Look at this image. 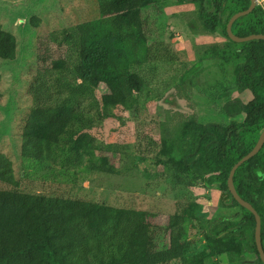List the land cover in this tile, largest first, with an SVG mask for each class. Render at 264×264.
I'll return each mask as SVG.
<instances>
[{"label":"trees","instance_id":"obj_1","mask_svg":"<svg viewBox=\"0 0 264 264\" xmlns=\"http://www.w3.org/2000/svg\"><path fill=\"white\" fill-rule=\"evenodd\" d=\"M96 1L97 19L41 32L34 40V64L26 79L30 105L18 130L19 157L106 172L109 158L101 155L104 148L97 139L106 121L123 124L118 112L128 111L135 122L134 147L156 177L187 190L197 182L214 185L224 194L219 208L239 209L240 218L232 219L236 213L208 218L200 203L186 200L175 217L197 222L202 233L197 242L203 246L195 251L184 228L173 231L169 223L157 222L156 214L29 193L12 161L0 153V264H205L221 255L238 264H250L244 258L253 255L254 264H263L254 216L227 189L232 166L252 150L264 129V41L235 43L226 33L228 20L247 10L250 1L174 0L195 4L201 27L225 38L222 46L198 49L195 66L205 60L219 61L221 68L231 64V90L251 95L243 103L227 90L216 92L214 99H223L221 121L189 117L174 125L169 116L166 122L138 114L140 101L152 95L150 83L172 62L171 56H160L165 43L150 38L142 10L170 0ZM28 23L31 28L38 24L32 17ZM231 31L238 37L264 35L263 7L256 4L236 19ZM18 46L19 38L0 22V65L17 59ZM171 100L165 96L163 102L171 108ZM240 115L242 120H236ZM233 185L260 217L264 251V144L236 169Z\"/></svg>","mask_w":264,"mask_h":264},{"label":"rangeland","instance_id":"obj_2","mask_svg":"<svg viewBox=\"0 0 264 264\" xmlns=\"http://www.w3.org/2000/svg\"><path fill=\"white\" fill-rule=\"evenodd\" d=\"M174 2L162 1L142 10L150 38L165 43V51L160 56L163 60L171 56L172 62L150 83L152 95L147 101H140L138 114L166 122L169 116L171 125L189 117L198 122L221 121L223 99H214L216 92L227 90L231 98L243 103H247L251 95L231 90L234 80L231 64L221 68L219 61L205 60L200 67L195 66L199 50L211 45L222 46L225 38L201 27L195 4ZM30 17L38 23L35 28L28 23ZM98 17L96 0H0V22L19 38L17 59L0 65V153L12 161L15 173L22 178V188L29 193L63 196L156 214V221L169 223L173 231L184 228L187 238L196 244L195 251H199L203 246L197 242L202 237L199 226L197 222L191 225L186 220L177 219L178 206L184 205L188 199L196 200L208 218L231 217L236 213L238 215L232 219L238 220L240 211L219 208L224 194L215 187H204L197 182L187 190L156 177L152 167L140 159L134 147L135 122L130 112H118L123 124L113 118L106 121L97 139L104 148L101 155L109 158L106 172L91 171L88 167L36 163L18 155V130L30 105L26 79L34 64L35 38L41 32L60 31ZM191 67L192 72L183 77ZM180 81L184 85H180ZM165 96L176 99L170 102L173 107L169 108L163 102ZM242 118L240 115L236 120ZM254 260L253 255L244 258L250 264H254ZM205 264L238 263L221 255L206 260Z\"/></svg>","mask_w":264,"mask_h":264},{"label":"water","instance_id":"obj_3","mask_svg":"<svg viewBox=\"0 0 264 264\" xmlns=\"http://www.w3.org/2000/svg\"><path fill=\"white\" fill-rule=\"evenodd\" d=\"M249 1H250V5H249L248 9L245 11L235 13L228 20V22L226 24V33H227L228 37L230 38V40L235 42V43H244V42H248V41H252V40H263L264 41V35H262V34H253V35H249L246 37H238V36H235L231 31L232 24L234 23V21L236 19L249 14L255 8L256 1L255 0H249ZM205 2H206V0H204V3ZM210 12H213V7L211 8ZM220 15H221V13H219V16ZM263 144H264V129L260 133L258 140H257L256 144L254 145V147L252 148V150L246 156L242 157L240 160H238L232 166V168L229 172L228 178H227V189H228L229 193L231 194V196L234 198V200L238 203V205H240L241 207H243L244 209L249 211L254 216V219H255V229H254L255 244H256V248L258 251L259 258H260L261 262L264 264V251L262 249L261 235H260V231H261L260 217H259L257 211H255V209L248 202L242 200L239 197V195L237 194V192L234 188V185H233V176H234L236 169L241 164H243L245 161H247L250 158H252L253 156H255L259 152V150L262 148ZM211 187H215V186L213 185ZM249 263H251V262H249Z\"/></svg>","mask_w":264,"mask_h":264},{"label":"built area","instance_id":"obj_4","mask_svg":"<svg viewBox=\"0 0 264 264\" xmlns=\"http://www.w3.org/2000/svg\"><path fill=\"white\" fill-rule=\"evenodd\" d=\"M257 5L264 6V0H255ZM264 10V8H263Z\"/></svg>","mask_w":264,"mask_h":264}]
</instances>
